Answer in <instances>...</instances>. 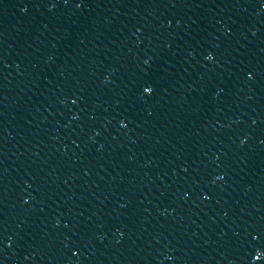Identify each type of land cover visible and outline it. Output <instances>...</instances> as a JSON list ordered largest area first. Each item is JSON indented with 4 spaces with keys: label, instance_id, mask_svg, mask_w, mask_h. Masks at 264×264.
Instances as JSON below:
<instances>
[{
    "label": "water",
    "instance_id": "1",
    "mask_svg": "<svg viewBox=\"0 0 264 264\" xmlns=\"http://www.w3.org/2000/svg\"><path fill=\"white\" fill-rule=\"evenodd\" d=\"M0 264H264V0H0Z\"/></svg>",
    "mask_w": 264,
    "mask_h": 264
}]
</instances>
